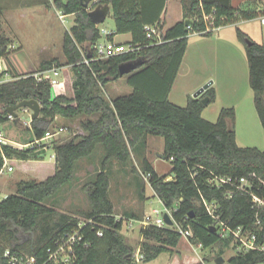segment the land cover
Wrapping results in <instances>:
<instances>
[{
  "label": "trees",
  "instance_id": "obj_1",
  "mask_svg": "<svg viewBox=\"0 0 264 264\" xmlns=\"http://www.w3.org/2000/svg\"><path fill=\"white\" fill-rule=\"evenodd\" d=\"M169 1L96 2L94 7H109L112 11L115 32L106 39L113 42L116 35L131 34L132 40L124 44L135 51L87 65L85 58L89 55L94 58L90 47L103 38L100 27L91 20L82 0H53L57 10L75 17L63 41L65 65L72 67L74 72L73 96H53L48 82L38 83L29 76L37 72L25 74L27 77L14 72L9 61L11 40L0 37V58L7 67L0 72V82L6 73L12 76V80L0 83V123L3 127L10 122L8 109L30 100L40 103L41 113L27 128L33 135L29 143L54 129L58 118L73 121L83 116H96V120L80 122L84 135L62 144L55 140L47 146L46 149L55 151L53 176L42 182H20L16 193L0 202V255L10 249L44 264L49 259V251L56 248L63 236L79 231L82 239L75 244L70 264H140L122 234L123 220L115 216L107 170L113 160L129 164L135 149L149 136L164 139V156L171 162V172L176 176L171 181L166 175L160 177L147 159L143 161V173L149 175L151 187L164 207L173 210L175 222L192 229L194 236L190 241L194 245L207 249L217 243L225 245L224 241H234L233 237L221 238L213 228L216 220L208 213L205 201L217 206L221 221L232 228L244 227L259 233L260 240L264 239V207H255L252 196L239 192L234 186L217 187L211 183L216 177L233 181L245 177L253 183V193L264 201V151L238 145L236 110L223 108L215 123L204 119V110L216 100L214 88H209L199 98L190 97L185 107L169 101L190 36L194 33L212 35L205 33L206 16L210 17L208 25L218 28L253 20L258 18V13L236 9L232 0H181L182 20L165 29L163 17ZM261 14L264 15V10ZM187 20L192 21L189 27L185 24ZM147 26H156L162 32L161 43L156 38H148ZM237 37L245 45L249 84L264 129V46L238 29ZM137 60L143 65L127 80L133 92L111 101L105 98L101 89L122 78L119 67ZM54 65L61 67L57 60H52L44 62L41 68L47 70ZM204 98H208L207 105L202 102ZM100 145L105 153L101 170L95 180L83 186L91 207L82 212L85 222L45 206L46 200L74 181L77 163L91 157ZM37 152V149L20 150L0 145V174L5 160H44L45 156ZM133 172L137 173L135 169ZM20 231L25 234V240L20 238ZM141 235L144 239L139 250L142 263L153 261L166 252L172 254L183 238L175 230L153 226L142 228ZM263 259L262 253L251 251L236 254L227 264H259ZM0 264L8 263L1 260Z\"/></svg>",
  "mask_w": 264,
  "mask_h": 264
},
{
  "label": "rangeland",
  "instance_id": "obj_2",
  "mask_svg": "<svg viewBox=\"0 0 264 264\" xmlns=\"http://www.w3.org/2000/svg\"><path fill=\"white\" fill-rule=\"evenodd\" d=\"M238 3L236 0L235 4ZM168 7L169 10L165 15L166 27H172L181 19L182 9L177 0H170ZM262 8L260 5L254 10L249 9L258 13V18L247 23L238 22L219 32H211L210 36L192 34L181 70L169 95V101L185 107L188 103L186 85L210 79L207 83L213 82L212 87L217 89L220 97L206 107L203 113L204 119L215 123L223 108H231L233 104H238L236 123L238 145L264 151V129L256 112L254 92L249 84V65L245 45L237 37L238 29L246 33L252 41L264 45V15L261 14L264 9ZM61 14L62 12L53 5V0H0V37L11 40L8 46L9 61L10 68L14 72L22 75L38 73L42 71L41 65L44 62L57 60L62 68L60 78L62 85L59 84L56 90L60 93L62 88L64 91L61 92L73 96L74 72L72 67L65 65L63 41L65 33L74 25L75 17L67 16L62 19ZM100 28L107 31L115 30L112 11ZM117 38L125 41L129 37L118 35ZM105 40L103 38V41ZM10 80L12 76L6 78V81ZM106 86L101 89V93L109 101L118 96L129 95L133 91L126 83V78ZM195 93L196 91L192 94L193 97ZM18 114H22V109ZM87 119L96 120V116L89 118L83 116L73 121L58 118L55 127H67L68 131L57 137L56 141L62 144L77 135H84L80 122ZM30 125L31 123L27 121L21 120L18 123L15 120L5 124L3 129L8 140L16 146L27 144L32 139V132L27 129ZM164 147L165 142L162 137L149 136L135 149L129 164L125 165L113 160L107 170L111 182L109 197L115 206V216L123 220L122 234L137 257L144 242L141 235L144 226L140 221L144 220L146 214L151 211L156 209L163 212L165 208L155 195L150 182L145 179L147 175L143 173V161L147 159L160 177L166 175L170 180L173 178L172 164L160 157L164 155ZM104 154V149L100 145L91 157L79 161L76 165L74 181L56 196L46 200L44 205L59 209L85 222L81 216L82 212H87L91 207L83 186L96 179L101 170ZM44 156L45 162H32L34 164L26 168L20 167L19 160H11L6 164L0 174V202L16 193L15 186L8 188V183L16 185L18 180L29 181L34 178L45 180L54 174L55 151L49 148ZM7 166H11L14 172H8ZM133 169L137 173H134ZM20 238L26 239L22 231ZM224 244L217 243L204 249L182 238L181 244L172 254L166 252L153 261L140 262V264H204L205 262L215 264L219 257H223L227 264L237 254V250L234 249L235 245L232 242L224 241ZM221 249L222 255H220ZM176 259L179 260L178 263Z\"/></svg>",
  "mask_w": 264,
  "mask_h": 264
},
{
  "label": "built area",
  "instance_id": "obj_3",
  "mask_svg": "<svg viewBox=\"0 0 264 264\" xmlns=\"http://www.w3.org/2000/svg\"><path fill=\"white\" fill-rule=\"evenodd\" d=\"M95 1V0H94ZM92 1L89 6V12L93 11L96 7L94 5L99 0H96L95 2ZM68 15L61 14V18L64 19ZM210 17L205 18L207 22V32H215L219 31L222 27H214L213 25H208V22ZM189 27V26H188ZM101 35L103 38L106 39V37L109 35V33L104 30L100 29ZM146 31L148 33V38H156L158 40V43H161L162 40V32L159 31V29L156 26H147ZM200 34V33H197ZM103 38L100 39L95 45L90 47V49L93 52L94 58L91 57L85 58L84 63L89 65L92 62L97 61H103L107 60L122 54H126L129 52L135 51L134 48H132L130 45H126L124 43H117L112 42L109 40L103 41ZM7 70V67L5 65V61L3 58H0V72H4ZM62 68L54 65L52 68L47 70H42L41 72H38L33 76L38 83L42 82H48L52 87V94L55 92V89L60 84V78H61ZM10 75L6 73L5 78L1 81H6V78ZM24 77H27L25 75ZM0 82V83H1ZM55 94V93H54ZM32 114V111L28 108L22 109V115L19 116L21 118L24 117H30ZM10 122L15 121V117L13 115H9ZM22 121H25V119H21ZM66 127H55L52 130H49L46 132L43 138L36 139L34 142L29 144H22V145H14L12 142L8 140L6 137V134L3 129V125L0 123V145H9L14 148L23 150V149H37V151H41L43 149H46L49 144H51L52 141L57 140V137H61L63 134H65L68 130ZM47 150V149H46ZM7 160H5V166H6ZM4 166V168H5ZM4 170V169H3ZM9 172L13 171V168L10 166L8 168ZM2 173V172H1ZM146 181L149 182V175L145 176ZM211 183H213L217 187H221L222 185H230L234 186L239 192H242L244 194H248L252 196V199L254 201L255 207L258 209L264 207V201L260 199L257 195L253 193V183L250 182L247 178L243 177L240 179H237V181H233L232 178H225V177H216L211 180ZM206 209L208 213L216 220L214 224V229L219 233L220 237L223 239L227 238H234L233 244L236 246L237 254L240 253H248L251 251L260 252L264 255V239L260 240L259 233H255L251 230H247L244 227H238V228H232L230 225H228L226 222L220 220V216L217 215V206L214 203L204 202ZM165 214H168V216L171 218L173 224L168 225L164 219ZM121 220V219H119ZM141 224L146 227H157L162 229H170L175 230L181 234V236L187 240H190L193 238V231L189 228H184L180 224H177L174 220L173 216V210L164 208V211L161 212L159 210H153L150 213L146 214L144 220L140 221ZM98 235L101 237L103 236V233L100 231L98 232ZM81 237L79 236V231L68 233L65 236H63L57 243L56 248L54 250H50V256L49 259L44 264H70L73 261V256L75 254L74 247L75 244L79 241H81ZM202 248V245H198ZM6 260L8 264H38L37 260L34 257H30L28 255H22L18 252L12 251L10 249H7L4 251L2 255H0V261ZM137 262H141L142 257L139 255V257L136 256ZM264 264V259L261 263Z\"/></svg>",
  "mask_w": 264,
  "mask_h": 264
},
{
  "label": "water",
  "instance_id": "obj_4",
  "mask_svg": "<svg viewBox=\"0 0 264 264\" xmlns=\"http://www.w3.org/2000/svg\"><path fill=\"white\" fill-rule=\"evenodd\" d=\"M94 1V0H82L83 5L85 8H88L89 4ZM110 8L109 7H101L98 6L96 7L93 11L89 12V16L91 18V20L97 25H101L105 22L107 15L109 14ZM186 26H190L192 25V21H185ZM249 45H252V42H248ZM90 57V55H89ZM143 65V62L141 60H137L134 62H129V63H125L123 65H121L119 67V72H120V76L124 77L126 75H129L131 73H133L135 70H137L138 68H140ZM213 82H209L207 84H205L200 90H198L195 94H194V98H199L200 96H202L212 85ZM204 105L208 104V98H204L202 100ZM23 108H28L32 111V114L30 117H24L21 118L19 117L18 111L20 109ZM9 114L13 115L15 117L16 122H20L21 119H25V121L31 123L32 121H34L35 119H37L40 116L41 113V105L38 101L36 100H30V101H24L21 102L20 104H18V106L14 107V108H9L8 109ZM46 153V149H43L41 151H38L37 154L39 155H44ZM162 159L166 160V157L164 155L160 156ZM171 177H175V173L171 174ZM172 180V178L170 179V181ZM164 219L166 221V223L168 225H172L173 222L171 220V218L168 216V214H165ZM215 264H225V260L223 257H219L216 261Z\"/></svg>",
  "mask_w": 264,
  "mask_h": 264
},
{
  "label": "crops",
  "instance_id": "obj_5",
  "mask_svg": "<svg viewBox=\"0 0 264 264\" xmlns=\"http://www.w3.org/2000/svg\"><path fill=\"white\" fill-rule=\"evenodd\" d=\"M177 2L178 3H180V6H181V0H177ZM235 2H236V0H232V5H233V7L234 8H236V9H241V10H249V9H251V10H254L255 8H257V7H259L260 5L262 6V7H264V0H238V5L237 4H235ZM169 4V3H168ZM181 9H182V6H181ZM263 9V8H262ZM168 10H169V7H168ZM182 18H183V13H182V17H181V19L179 20V21H181L182 20ZM163 19H165V22H166V18H165V16L163 17ZM257 19V18H256ZM178 21V22H179ZM250 20H247V21H241L240 23H247V22H249ZM176 24V23H175ZM174 24V25H175ZM173 25V26H174ZM228 26H231V25H228ZM228 26H225V27H222L220 30H223V29H225L226 27H228ZM99 27H100V25H99ZM168 28H170V27H166L165 26V29H168ZM100 29H103V28H100ZM115 29V28H114ZM105 30V29H104ZM219 30V31H220ZM107 31V30H106ZM218 31V32H219ZM109 34H112V33H114L115 32V30L114 31H107ZM195 35H202V34H197V33H194ZM124 36H128L129 38L127 39V40H125V41H123V40H119L117 37H118V35H116L115 37H114V42H117V43H128V42H130L131 40H132V36H131V34H123ZM190 40V39H189ZM189 46V45H188ZM264 46V45H263ZM184 59H185V57H184ZM183 62H184V60H183ZM183 64V63H182ZM182 67V66H181ZM180 70H181V68H180ZM180 72V71H179ZM32 73H35V72H32ZM21 74V73H20ZM28 74H30V73H28ZM131 74H129V75H127V76H124V77H122V79L123 78H126V83H127V80H128V78H129V76H130ZM210 79H205V80H202V81H199V82H196L195 84H193V83H191V84H188V85H186V88H185V92H186V98H190V97H192V98H194L193 96H192V94L196 91L197 92V90H199L201 87H203L205 84H207V82L209 81ZM128 84V83H127ZM60 85H62L61 83H60ZM213 86V83H212V85L210 86V88H213L212 87ZM107 86H105L104 88H106ZM131 87V86H130ZM132 88V87H131ZM215 91H216V100L220 97V95H219V93L217 92V89L215 88L214 89ZM61 91H64L62 88H60V93H58L57 92V90L55 89V94L53 93V96H57L58 94H66V93H64V92H61ZM133 92V91H132ZM131 92V93H132ZM130 93V94H131ZM171 93V92H170ZM67 95V94H66ZM67 96H69V95H67ZM215 100V101H216ZM239 101V100H238ZM238 104H233L232 105V107L231 108H234L235 110H236V123H237V112H238ZM204 112H205V110H204ZM203 112V113H204ZM22 115V114H21ZM21 115H19V116H21ZM240 146V145H239ZM46 152H47V150H46ZM54 159V161H55V163H54V174H55V172H56V160H55V158H53ZM10 161L11 160H7V162H6V164L8 163H10ZM20 161V160H19ZM46 161V159L44 158V160H28V161H20V167H22V168H26V167H30L31 165H33L34 163H32V162H45ZM35 165H38V164H35ZM8 168L10 167V166H7ZM9 172V171H8ZM12 172H14V169H13V171ZM53 174V175H54ZM52 175V176H53ZM49 177H51V176H49ZM48 177V178H49ZM48 178H46L45 180H47ZM31 180H35V181H38V182H42V181H45V180H39V179H36V178H34V179H31ZM31 180H29V181H31ZM23 181H28V180H21V181H16V185H11V184H7V187L8 188H10V187H14L15 186V189L17 190V185L20 183V182H23ZM1 193V192H0ZM56 210H58V211H60L59 209H56ZM62 212V211H61ZM182 241V240H181ZM180 244H181V242H180ZM176 261H177V263H178V259H176ZM198 261V260H197ZM204 264H209V263H207V262H205Z\"/></svg>",
  "mask_w": 264,
  "mask_h": 264
},
{
  "label": "bare ground",
  "instance_id": "obj_6",
  "mask_svg": "<svg viewBox=\"0 0 264 264\" xmlns=\"http://www.w3.org/2000/svg\"><path fill=\"white\" fill-rule=\"evenodd\" d=\"M170 177V176H169Z\"/></svg>",
  "mask_w": 264,
  "mask_h": 264
}]
</instances>
